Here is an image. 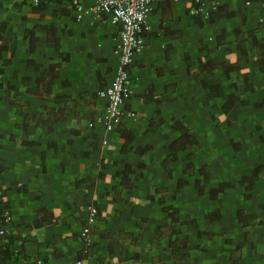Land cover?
Segmentation results:
<instances>
[{"label": "crops", "instance_id": "crops-1", "mask_svg": "<svg viewBox=\"0 0 264 264\" xmlns=\"http://www.w3.org/2000/svg\"><path fill=\"white\" fill-rule=\"evenodd\" d=\"M80 2L82 10L74 0H41L44 8L37 10L32 0H0V21L12 25L10 35L17 41L13 54H2L6 62L0 63V82L4 87L15 84V75L35 80L26 59L43 66L58 63L53 89L63 98L55 102L34 97L20 114L9 101L0 102L5 106L0 110V200L4 193L10 202L9 230L35 220L38 202L66 220L36 228L35 236L25 239L28 258L17 264H264V112L255 106L263 99L264 71L253 69L254 89L248 90L240 71L226 73L223 68L229 57L239 59L243 69L250 68L246 55L231 54L226 44L236 41L237 29L259 27L263 1L220 0L201 12L195 2L156 4L147 17L145 49L129 67L126 109L135 117H125L110 131L99 120L106 113L100 92L119 65L120 27L91 9L97 0ZM233 11L236 15L227 16ZM245 45L253 55V45ZM201 58L215 64L209 77L206 68L198 78L195 75ZM203 79L221 93L205 88ZM230 95L236 102L225 114ZM62 105L70 112L53 122L52 133L48 123L31 118H48L45 106L58 110ZM174 118L180 120L178 127ZM185 129L198 142L176 151L167 170L170 145ZM90 133L93 138H87ZM52 138L55 148L49 146ZM240 150L244 153L234 154ZM94 151L95 156L84 154ZM138 162L146 165L144 176L134 180L133 190L124 189L120 195L129 202L104 198L106 191L121 187L114 175ZM257 166L259 178L250 188L243 178L252 176ZM200 169L209 176L204 194L196 189L197 180H205ZM79 180L85 194L79 193ZM183 180L187 183L180 185ZM222 184L232 186L214 197L211 189ZM177 191L181 199L175 198ZM97 204L102 205L100 216L107 219H96L85 241L82 233ZM165 206L176 208L177 217L196 220L177 227L178 237L192 246L183 248L187 259L173 258L170 237H161L160 228L169 217ZM239 210L256 220L244 217L241 223ZM60 235L66 237L58 245V257L50 247Z\"/></svg>", "mask_w": 264, "mask_h": 264}, {"label": "trees", "instance_id": "trees-1", "mask_svg": "<svg viewBox=\"0 0 264 264\" xmlns=\"http://www.w3.org/2000/svg\"><path fill=\"white\" fill-rule=\"evenodd\" d=\"M20 1V0H19ZM25 1V0H24ZM247 2H253L257 0H245ZM263 4H264V0ZM19 6L20 3H19ZM44 8L40 6V3L35 6L37 10L39 8ZM222 8V6L219 7V10ZM242 8V6H241ZM40 9V10H42ZM237 12H229L227 16H234ZM263 21L260 22L259 27L255 30L245 32L242 29L236 30L237 39L233 44H226L227 49L230 51L231 54L239 52L242 55H246L247 62L250 65V68L245 70L243 69L239 64V59L232 60V58H227V61L223 63V68L226 73H232L240 71L243 74L244 81L247 84L248 90H253V85L251 82V77L254 75L253 69L259 68L261 71H264V10H263ZM42 25V22H40ZM39 23V24H40ZM13 30V27L10 23L7 21H0V63H5L6 61L3 59V52L8 51L13 54L15 47H16V37L13 35H10V32ZM36 32V30H35ZM245 42L251 43L253 46L251 48V52H254V54H250L248 47L245 45ZM28 68H34L36 73V78L33 80L30 76H19L15 75V78L17 79V83L12 84L9 83L6 87L3 86V84L0 82V102L2 100L9 101L11 104H13L16 107V112L21 113L22 109L29 105L34 97H39L46 100H52L55 102H61L63 98L56 95L53 84L56 78L59 77V68L60 64L58 63H52L49 66H43L41 64H37L33 62L32 60H25ZM203 67V68H202ZM206 70V76L209 77L214 69L215 64L212 60H208L207 58H201L200 59V66L196 70L195 75L202 71L203 69ZM2 71H0L1 74ZM200 83L207 89H211L212 92H220V88L217 85H214L207 81V79L200 80ZM262 93H263V99L261 102L255 103V106L257 108L263 109L264 112V85L261 87ZM16 99H19V101H15ZM235 98L234 95H230L229 100L224 104V112L225 114H228L230 110L233 109L235 105ZM243 103L246 104L245 101ZM5 108L4 105L0 104V110H3ZM48 110L49 116L48 118L43 117V115H35L31 118L36 119L37 122H46L49 124L51 133H52V124L54 121H57L61 119L62 116L66 114H69L70 109L64 107L63 105L58 110L55 107H44ZM28 116H26V119L28 121ZM30 119V118H29ZM174 127H178V124L180 123V120L174 118ZM154 125V120H151V127ZM72 131H74V127H72ZM157 132L160 133L161 129L158 128ZM78 134H81L82 136H85L83 131L81 129L77 130ZM250 137H253L252 134H249ZM87 138H93V134L90 133V135ZM260 139H262V136H260ZM92 140V139H91ZM198 140L189 134L188 129H185V132L182 133V135L173 141V143L170 145V147L173 149V153L169 155V157L165 160V166L167 170L171 168V165L169 162H174L176 158V151L181 150L182 148H186L187 146H192L196 144ZM28 144V142H25ZM4 142L2 141L0 143V146L3 145ZM37 145V144H36ZM235 146H237V143H234ZM49 146L56 147V139L52 138ZM126 146V145H125ZM138 150V149H137ZM139 152H142V150H139ZM244 150L236 151L234 154L239 155L243 154ZM84 154H87L89 156H95L96 152H85ZM44 162V155L41 159V163ZM145 168L146 165L144 163L138 162L135 164H126L125 169L118 171L114 175V179L120 182L121 187H114L110 191H106L103 194L104 198H115L120 201L129 202V200H126L124 198H121L122 191L124 189H127L128 191H131L134 189L135 184L134 180L139 177H143L145 174ZM200 174L204 177V182L201 184L199 180L196 182V189L197 193L204 194L205 189L210 186L209 183V176L206 173L204 169H200ZM260 174V166H257L253 175L250 177H244L243 180H247L250 182V188H253L256 180L259 178ZM102 176V174H101ZM80 180L77 181V188L79 190V193L85 194L84 191L80 190ZM187 180H183L180 182V185L186 184ZM232 184H222L218 188H212L211 194L216 197L219 193H222L225 191L226 187H230ZM3 188V187H0ZM245 197H248L249 195H243ZM154 196H152L153 199ZM175 198L181 199V195L179 191H177ZM10 208V202L6 198V195L2 194V199L0 200V228L4 225L2 222L3 215L8 209ZM98 209V215L97 219L99 220H106L107 216H100L102 205L97 204ZM163 210L167 211L169 213L168 217V223L166 226L161 227V237H170V248L173 250V258L178 260H183L189 258L187 254L183 253L184 246L192 247L189 245L187 240H183L178 237L180 234V230L177 228L181 224H188L193 223L196 224V220L194 218H188V217H177V209L172 206H165ZM36 212L38 217L31 221L29 224L23 223L20 225H17L16 229L14 231H8L5 235L0 236V264H17L22 259L28 258V253L26 250V247L24 246L25 239L28 237H34L35 232L34 230L36 228H40L43 226L45 222L49 223H56V224H62L65 223L66 220L61 218L57 213L58 211L56 209H48L40 204V202L37 203ZM216 213V212H215ZM218 213V212H217ZM209 216H214V214H209ZM247 217L250 222H254L256 220L255 215L246 214L244 211L239 210L238 211V219L242 223L243 218ZM138 221H145V219H137ZM93 225L91 226L92 229ZM202 234V233H201ZM212 236L213 233H210ZM176 236V238H174ZM66 237V235H60L57 236V241L54 245L50 247L51 250L57 251L58 245H62V240ZM61 251H57V256H61ZM45 258L48 259L49 255H45ZM79 258H82V252L79 255Z\"/></svg>", "mask_w": 264, "mask_h": 264}, {"label": "built area", "instance_id": "built-area-1", "mask_svg": "<svg viewBox=\"0 0 264 264\" xmlns=\"http://www.w3.org/2000/svg\"><path fill=\"white\" fill-rule=\"evenodd\" d=\"M81 0H74L79 10H82ZM165 0H97L91 9L99 15H107L111 23L120 27L119 42L116 54L119 65L112 82L106 85L100 94L106 99V113L99 119L105 123L108 131L113 130L125 117H135V113L126 109V102L131 96L130 84L132 76L130 65L135 61L146 46L145 31L147 29V17L154 6ZM172 2L186 1L197 4V12H201L208 4H218L220 0H168ZM34 4H39L41 0H32ZM93 126V123L89 124ZM104 143H107L104 140ZM98 209L91 208V214L83 230L85 241L91 230V226L96 222ZM12 218L9 211L3 215L4 225L0 228V236L9 231V224ZM77 264H84L81 260Z\"/></svg>", "mask_w": 264, "mask_h": 264}]
</instances>
